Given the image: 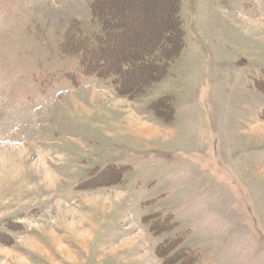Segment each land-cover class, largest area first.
Segmentation results:
<instances>
[{
    "label": "rangeland",
    "instance_id": "rangeland-1",
    "mask_svg": "<svg viewBox=\"0 0 264 264\" xmlns=\"http://www.w3.org/2000/svg\"><path fill=\"white\" fill-rule=\"evenodd\" d=\"M124 3L0 0V264H264V0Z\"/></svg>",
    "mask_w": 264,
    "mask_h": 264
},
{
    "label": "trees",
    "instance_id": "trees-1",
    "mask_svg": "<svg viewBox=\"0 0 264 264\" xmlns=\"http://www.w3.org/2000/svg\"><path fill=\"white\" fill-rule=\"evenodd\" d=\"M125 1H128V0H102V3L103 4H106V2L108 3V5L110 6V8L112 9V15L113 16H115L116 14V12H119V17L121 16V13L123 12L122 10H123V4H125L124 2ZM174 2H175V0H174ZM103 10H105V12L107 11V8H104V9H102V11ZM110 14V13H109ZM119 17H116L117 19H121V18H119ZM122 22H120V21H117V24L118 25H115V26H113L112 28H111V31H117V30H121L122 28L121 27H119V24H121ZM120 26H123V25H120ZM123 30V29H122ZM109 33H110V31H109ZM111 34V33H110ZM109 37L111 38V37H113V35H108V33H107V35L104 37V38H108L109 39ZM133 40H136L135 38L133 39ZM134 44V43H133ZM133 44H130L131 46L133 45ZM144 46V48H145V45H143ZM125 48H128V44H126V47ZM144 48L143 47H141L140 48V50L139 51H141L142 53L145 51L144 50ZM149 48L150 47H148V50H149ZM152 52H153V50H151L150 52H148V55L146 54L145 55V52H144V54H143V56L141 55L139 58H138V60H137V63H134V64H131L130 66L131 67H136L137 65H139L140 64V62L141 63H143V62H145L144 60H145V58L147 57V60H149L150 61V59H153V57H152ZM150 55V56H149ZM137 68H142L141 66L139 67H136V69ZM130 68H127V70H129ZM126 71V70H125ZM130 71V70H129Z\"/></svg>",
    "mask_w": 264,
    "mask_h": 264
}]
</instances>
